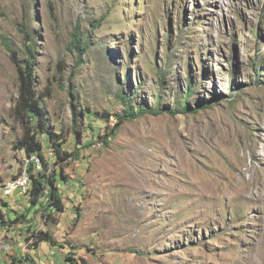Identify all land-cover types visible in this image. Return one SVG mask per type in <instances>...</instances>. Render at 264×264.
Listing matches in <instances>:
<instances>
[{
	"label": "rangeland",
	"instance_id": "374dc122",
	"mask_svg": "<svg viewBox=\"0 0 264 264\" xmlns=\"http://www.w3.org/2000/svg\"><path fill=\"white\" fill-rule=\"evenodd\" d=\"M21 27L48 128L80 158L63 163L64 213L35 207L30 224L0 229V264L264 263V0H0V36L26 64ZM121 90L142 114L116 131ZM18 98L0 37L5 221L31 207L2 191L28 161ZM29 225L56 247H32Z\"/></svg>",
	"mask_w": 264,
	"mask_h": 264
},
{
	"label": "trees",
	"instance_id": "16d2710c",
	"mask_svg": "<svg viewBox=\"0 0 264 264\" xmlns=\"http://www.w3.org/2000/svg\"><path fill=\"white\" fill-rule=\"evenodd\" d=\"M78 30V27H77ZM25 37L29 39L31 45L27 47V51L29 54V59L27 63H22L18 57L16 52L13 51L11 46L9 45L7 39L3 36L1 40L3 42L6 51L10 53V57L16 67L18 80H19V98L17 101V109L23 114V118L26 119L27 127L23 134V137L16 143L15 148L17 151H23L24 154L31 158L36 156L40 159L42 170L35 172L34 164L30 163L27 167V172L31 179V187L26 193L29 194L30 197V208L26 211L25 214H22L20 217H10L8 216L9 211L3 213V208H6V204H3L0 201V229H10L13 226H16L21 223H28L30 221L27 220V216L30 213V210L35 207H39V211H44L46 216L50 219L52 215L55 213H64V198L63 194L60 190V184H69V177L65 173V162H68L70 159L78 160L80 155L78 152L75 154L68 153L62 148V145L59 141L63 139L60 134H57L54 131H51L48 128V121L47 120V112L45 108L42 106L40 99L37 97L36 90H35V78H34V63H35V56H34V48H33V37L30 36L26 29L21 27L20 30ZM75 43L78 44L77 47L80 49L81 52H86L88 48V44L85 47H81V41L77 38L75 39ZM190 92V91H189ZM120 100L123 101L126 108L122 115H117L116 118V131H118L121 126L130 120L136 119L139 115L142 114L141 109L138 111H133L130 107V99L122 92L119 93ZM121 101V102H122ZM202 109H207L206 106H201ZM200 108V109H201ZM197 109V110H200ZM188 104L184 103V107L182 111H187ZM196 110V111H197ZM195 111V112H196ZM158 110L151 111L152 114L157 115ZM169 113L173 114L174 111L168 110ZM81 114L84 115L85 120L89 122L92 121L95 117V113L91 112L89 109H85L81 111ZM36 124V125H35ZM114 131L110 133V135H105L103 137V143L106 146L110 145L109 138L113 136ZM44 135L45 140H39V136ZM77 141L81 140V135L77 132L76 134ZM99 136V133H98ZM101 137V136H99ZM92 141H87L86 147L91 146ZM49 149L50 153L55 154V163L53 164L50 172L47 168V163L44 161V149ZM64 163V164H63ZM58 167V169H57ZM59 171V172H57ZM2 203V204H1ZM5 216V217H4ZM30 233V238H27V241L30 242L34 240L32 247L38 249L41 244H48L51 247H56L53 236L50 231L46 232H37L33 230V227L29 225L27 231ZM31 260V259H30ZM68 263H75V260L71 257H67ZM13 264H24V261L20 259L13 258Z\"/></svg>",
	"mask_w": 264,
	"mask_h": 264
},
{
	"label": "built area",
	"instance_id": "2783aa9c",
	"mask_svg": "<svg viewBox=\"0 0 264 264\" xmlns=\"http://www.w3.org/2000/svg\"><path fill=\"white\" fill-rule=\"evenodd\" d=\"M52 155V153H49ZM28 158V157H27ZM30 163H33L35 166L37 164V168L41 169V161L39 158H37L36 156H33L31 158H28L27 161V165L24 169V171L22 172L21 175H19V177H16L15 179H12L10 181H8L7 183L3 184V194L6 195H10L12 193H14L15 191H19L23 194H26L28 192V190L31 187V179L30 176L27 172V167Z\"/></svg>",
	"mask_w": 264,
	"mask_h": 264
},
{
	"label": "bare ground",
	"instance_id": "6f19581e",
	"mask_svg": "<svg viewBox=\"0 0 264 264\" xmlns=\"http://www.w3.org/2000/svg\"><path fill=\"white\" fill-rule=\"evenodd\" d=\"M263 259V258H262ZM264 264V263H263Z\"/></svg>",
	"mask_w": 264,
	"mask_h": 264
}]
</instances>
